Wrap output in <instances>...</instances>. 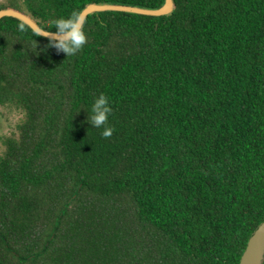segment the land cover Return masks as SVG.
Listing matches in <instances>:
<instances>
[{
	"label": "trees",
	"instance_id": "1",
	"mask_svg": "<svg viewBox=\"0 0 264 264\" xmlns=\"http://www.w3.org/2000/svg\"><path fill=\"white\" fill-rule=\"evenodd\" d=\"M91 1L0 8L55 30ZM175 1L90 14L71 56L0 20V104L24 114L0 143V264H240L264 220V0ZM101 93L109 137L86 119Z\"/></svg>",
	"mask_w": 264,
	"mask_h": 264
},
{
	"label": "water",
	"instance_id": "2",
	"mask_svg": "<svg viewBox=\"0 0 264 264\" xmlns=\"http://www.w3.org/2000/svg\"><path fill=\"white\" fill-rule=\"evenodd\" d=\"M175 8V0H164L160 5L157 6L117 2L110 0L91 1L81 9L80 14L85 24L86 19L90 14L99 13L102 11H124L151 16H162L172 14ZM4 17L17 18L31 27L35 32L41 30L51 33L55 32V30H51L42 26L29 13L13 6L0 8V20ZM40 36L47 38L44 35ZM240 264H264V220L261 224H259L254 233L250 236L247 246L242 253Z\"/></svg>",
	"mask_w": 264,
	"mask_h": 264
},
{
	"label": "clouds",
	"instance_id": "3",
	"mask_svg": "<svg viewBox=\"0 0 264 264\" xmlns=\"http://www.w3.org/2000/svg\"><path fill=\"white\" fill-rule=\"evenodd\" d=\"M55 32L38 31L33 36L44 35L48 38V47H54L57 51H62L66 56L75 55L87 42V34L84 28V20L78 11H73L67 17L59 16L52 20ZM36 47V45H35ZM39 54V53H37ZM112 108L109 99L103 93L94 99L91 105L90 114L86 119L91 126L100 128L103 126L101 135L111 136L113 128L107 126V121ZM23 115V112L21 113Z\"/></svg>",
	"mask_w": 264,
	"mask_h": 264
},
{
	"label": "rangeland",
	"instance_id": "4",
	"mask_svg": "<svg viewBox=\"0 0 264 264\" xmlns=\"http://www.w3.org/2000/svg\"><path fill=\"white\" fill-rule=\"evenodd\" d=\"M4 0H0L2 2ZM23 111L10 105L0 104V143L1 137L16 131Z\"/></svg>",
	"mask_w": 264,
	"mask_h": 264
}]
</instances>
